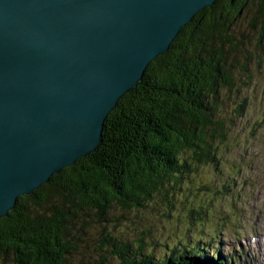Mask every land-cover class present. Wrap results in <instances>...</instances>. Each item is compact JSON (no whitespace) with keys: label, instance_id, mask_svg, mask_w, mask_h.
<instances>
[{"label":"trees","instance_id":"trees-1","mask_svg":"<svg viewBox=\"0 0 264 264\" xmlns=\"http://www.w3.org/2000/svg\"><path fill=\"white\" fill-rule=\"evenodd\" d=\"M246 15L263 39L264 0H218L181 30L109 114L101 146L0 219V264H221L202 243V253L188 243L150 247L154 229L146 223L159 214L169 221L177 192L186 223L197 227L194 240L217 230L208 199L227 196L230 182L214 190L197 169L219 170V147L232 131L227 100L241 89L233 76L236 27ZM241 97L237 117L246 110Z\"/></svg>","mask_w":264,"mask_h":264},{"label":"water","instance_id":"water-1","mask_svg":"<svg viewBox=\"0 0 264 264\" xmlns=\"http://www.w3.org/2000/svg\"><path fill=\"white\" fill-rule=\"evenodd\" d=\"M218 0H0V219L103 142L109 114Z\"/></svg>","mask_w":264,"mask_h":264},{"label":"rangeland","instance_id":"rangeland-1","mask_svg":"<svg viewBox=\"0 0 264 264\" xmlns=\"http://www.w3.org/2000/svg\"><path fill=\"white\" fill-rule=\"evenodd\" d=\"M245 14L252 17L254 13ZM247 17L246 15L245 22L241 23L242 17L236 27V35L241 40V46L236 56L239 65L234 69L233 76L241 89L237 95L234 94L227 100V122L232 131L229 132L228 141L219 147V170L217 167L215 172L213 165L206 167L207 169H202L203 167L197 169L198 179L203 175L204 180L211 183L210 186L214 190L224 183L223 180L228 179L230 182L225 183L224 187L227 196H220L217 201L208 199L210 200L208 209L212 211L209 213L208 223L216 225L217 234L213 232L215 228H205L206 230L194 240L192 235L198 232L197 227H190L186 223L187 211L178 207L179 196L174 192L172 199L174 216L169 218V221L160 214L154 217L148 215L150 220H144L147 221L148 231L154 229L150 247L161 245L163 241L171 245L188 243L202 253L204 249L201 243L204 245L203 242L211 239V244L205 247L209 255L219 251L223 258H230L232 264H261L260 259L257 263L253 258H256L257 254L254 252L259 246L254 239L257 240L258 236L264 235V230H261L264 227V38L260 39L259 28L255 29L248 25ZM240 95L241 99L246 98V110L241 117H237L233 114L234 101L237 103ZM232 205L236 206L238 216L235 211L230 213L225 208ZM229 222L233 223L227 225ZM124 226L121 223L120 227ZM126 233L131 238L132 233L129 229ZM121 235L124 236L122 232ZM154 250L157 256L164 253V248ZM217 261L225 264L221 260Z\"/></svg>","mask_w":264,"mask_h":264},{"label":"bare ground","instance_id":"bare-ground-1","mask_svg":"<svg viewBox=\"0 0 264 264\" xmlns=\"http://www.w3.org/2000/svg\"><path fill=\"white\" fill-rule=\"evenodd\" d=\"M217 2V1H216ZM215 2V3H216ZM214 3V4H215ZM213 4V5H214ZM200 13V12H199ZM195 18V17H194ZM82 159V158H81ZM80 160V159H79ZM78 160V161H79ZM77 163V162H76ZM23 197V196H22ZM21 198V197H20ZM18 200H19V198H18ZM18 203V202H17ZM16 206H17V204H16ZM255 213V212H254ZM258 217V216H257ZM253 239H254V237H253ZM254 242L256 243V242H258V244H259V246L257 247L258 249L254 252L255 254H257V256H256V258H253V260H255L256 262L260 259L261 260V264H264V263H262V262H264V235L263 234H261L260 235V237L258 236V238H257V240H255L254 239ZM250 250V249H249ZM246 252H248V251H246ZM253 255V254H252ZM221 256V255H220ZM233 256V255H232ZM253 257H254V255H253ZM258 263V262H257ZM259 264V263H258Z\"/></svg>","mask_w":264,"mask_h":264}]
</instances>
